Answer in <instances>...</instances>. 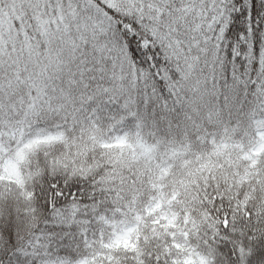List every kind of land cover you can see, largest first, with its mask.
Segmentation results:
<instances>
[{
  "label": "snow or ice",
  "instance_id": "1",
  "mask_svg": "<svg viewBox=\"0 0 264 264\" xmlns=\"http://www.w3.org/2000/svg\"><path fill=\"white\" fill-rule=\"evenodd\" d=\"M0 264H264V0H0Z\"/></svg>",
  "mask_w": 264,
  "mask_h": 264
}]
</instances>
